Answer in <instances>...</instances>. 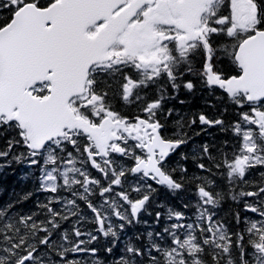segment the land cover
I'll return each mask as SVG.
<instances>
[{"label": "snow or ice", "instance_id": "obj_1", "mask_svg": "<svg viewBox=\"0 0 264 264\" xmlns=\"http://www.w3.org/2000/svg\"><path fill=\"white\" fill-rule=\"evenodd\" d=\"M0 264H264V0H0Z\"/></svg>", "mask_w": 264, "mask_h": 264}, {"label": "trees", "instance_id": "obj_2", "mask_svg": "<svg viewBox=\"0 0 264 264\" xmlns=\"http://www.w3.org/2000/svg\"><path fill=\"white\" fill-rule=\"evenodd\" d=\"M20 175L21 171L17 169L16 175L8 176L7 179L3 181L4 188L6 189V191L3 192V199H8V193L13 188H15L16 191H21L24 182L19 179Z\"/></svg>", "mask_w": 264, "mask_h": 264}]
</instances>
